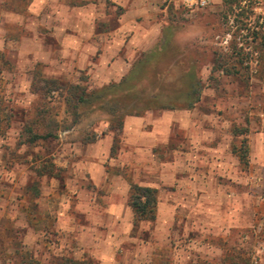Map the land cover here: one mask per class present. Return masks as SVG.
I'll list each match as a JSON object with an SVG mask.
<instances>
[{
	"label": "rangeland",
	"instance_id": "rangeland-1",
	"mask_svg": "<svg viewBox=\"0 0 264 264\" xmlns=\"http://www.w3.org/2000/svg\"><path fill=\"white\" fill-rule=\"evenodd\" d=\"M241 5L244 20L225 24L223 0L192 12L179 1L0 0V264H264V65L250 38L264 0ZM241 45L244 76L211 71ZM125 76L140 89L122 93L132 109L198 81L200 98L124 115L116 141L99 105L70 124V84ZM46 80L58 86L41 94ZM37 119L36 131L57 121L56 137L23 142ZM244 136L247 165L232 152ZM131 183L157 189L153 221L133 222Z\"/></svg>",
	"mask_w": 264,
	"mask_h": 264
},
{
	"label": "trees",
	"instance_id": "trees-1",
	"mask_svg": "<svg viewBox=\"0 0 264 264\" xmlns=\"http://www.w3.org/2000/svg\"><path fill=\"white\" fill-rule=\"evenodd\" d=\"M259 2V1H258ZM242 0H223V12L221 18L226 24L227 22H241L244 17V8L242 7ZM264 8V7H263ZM233 16V19H232ZM242 16V17H241ZM264 19V14L261 15ZM248 19L249 16L246 15ZM251 18V17H250ZM263 24L259 23V15L254 16V24L252 27V36L256 42L255 48L259 49V58L262 65H264V28ZM252 55V51H249ZM249 53V54H250ZM1 54V53H0ZM246 52L243 49V45L239 48L234 46L231 53L221 52L220 55L215 56L211 71L217 72L221 71L223 74L229 75H239L242 74V63L243 59L247 58L245 55ZM248 59V58H247ZM140 63V59L133 65L131 70L135 67L136 64ZM130 70V71H131ZM129 71V72H130ZM137 81V79H136ZM198 81V80H197ZM127 76L123 77L121 81L116 84H109L107 86H102L97 89H87L86 87L80 86L78 83L70 84L67 87L68 95L65 98V103L68 108H71L74 114V120L72 124H76L79 119V109H89L92 105H99V108L104 109L108 114L114 117L113 122H115V141L118 140L122 129V119L126 114H139L140 110H161V109H191L195 106L200 98V85L199 81L191 85L189 91L185 95L174 97V93L168 91L165 95L159 91H152L147 104L142 107L134 106L133 109L131 106L124 101V96L122 93L132 92L134 95L138 96L140 89L133 87L126 88ZM121 87L119 93L113 91L110 93V97L105 100L103 97L108 95L114 86ZM58 86L56 80H46L45 85L42 87H36L37 91L40 90L41 94H44L45 91H49L52 88ZM163 94V95H161ZM120 95V96H119ZM105 100V101H104ZM92 109V108H91ZM144 112V111H143ZM43 116L41 117L42 120ZM40 120L30 122V125L24 124L23 134L26 135V139L23 142L35 143L38 140L47 139L51 137H56V130L58 122L54 119H49V122L46 125L44 131H36L39 126ZM69 125H67L68 127ZM36 129V130H35ZM247 128L237 127L233 129V134L236 136L245 135ZM114 142V141H113ZM114 143L111 146V152L114 151ZM232 152L238 157L240 163L247 165L249 161V146L246 136L238 141V144H233ZM157 189L151 186L140 185L137 183H131L129 187V196H128V206L130 207L133 213V222L137 224L141 220L153 221L156 217L157 211ZM61 264H90L88 261L75 259L72 257H63Z\"/></svg>",
	"mask_w": 264,
	"mask_h": 264
},
{
	"label": "built area",
	"instance_id": "built-area-1",
	"mask_svg": "<svg viewBox=\"0 0 264 264\" xmlns=\"http://www.w3.org/2000/svg\"><path fill=\"white\" fill-rule=\"evenodd\" d=\"M176 1H179L182 7L186 11H190V12H192L195 9H202L211 2V0H162V3L167 7L168 5Z\"/></svg>",
	"mask_w": 264,
	"mask_h": 264
}]
</instances>
